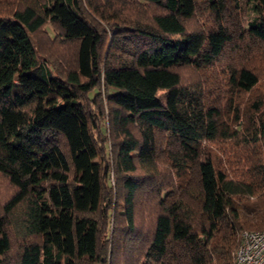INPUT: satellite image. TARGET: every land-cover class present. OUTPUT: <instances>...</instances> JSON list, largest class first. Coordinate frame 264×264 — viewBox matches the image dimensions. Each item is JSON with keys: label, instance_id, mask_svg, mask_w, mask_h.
<instances>
[{"label": "trees", "instance_id": "16d2710c", "mask_svg": "<svg viewBox=\"0 0 264 264\" xmlns=\"http://www.w3.org/2000/svg\"><path fill=\"white\" fill-rule=\"evenodd\" d=\"M259 60L264 0H0V264H236Z\"/></svg>", "mask_w": 264, "mask_h": 264}, {"label": "built area", "instance_id": "2783aa9c", "mask_svg": "<svg viewBox=\"0 0 264 264\" xmlns=\"http://www.w3.org/2000/svg\"><path fill=\"white\" fill-rule=\"evenodd\" d=\"M236 264H264V229H245L235 251Z\"/></svg>", "mask_w": 264, "mask_h": 264}, {"label": "rangeland", "instance_id": "374dc122", "mask_svg": "<svg viewBox=\"0 0 264 264\" xmlns=\"http://www.w3.org/2000/svg\"><path fill=\"white\" fill-rule=\"evenodd\" d=\"M253 16H255V15H253V13H251V11H250V9H249V6H246V5H244L243 6V8H242V11H241V18H242V20H243V22L245 21V20H248V19H250V18H252ZM197 20H199L200 22H203V23H205V24H209V21H207V20H205V18H202V17H198L197 18ZM193 25H195V22H191V26L193 27ZM38 37V36H37ZM40 42H41V40H40ZM42 45H44L42 42H41V46ZM56 52V51H55ZM261 52L262 51H259V52H256V54H258V55H260L261 56ZM255 53V52H254ZM226 54H229V52L228 51H226ZM260 62V60L259 61H255V65L257 64L259 67H264V65H263V63H259ZM192 73L191 72H184V79H190V78H192ZM262 91L264 92V78L262 79ZM19 89L18 88H16L15 89V92L16 91H18ZM247 97V96H246ZM245 97V98H246ZM11 191H12V189L8 186V184H7V182L5 181V180H3V179H1L0 178V195H2V196H7V195H9L10 193H11ZM3 198V197H2ZM2 200H4V199H2ZM141 200H142V197H141ZM143 201H145L144 199L142 200V202ZM139 210H140V213H142L141 215L145 218V215L146 214H148V212H149V210H150V208L149 207H147V208H145L144 206H143V204H141V206L139 207ZM148 210V211H147ZM151 219H146V221H147V223H146V226L149 224V221H150Z\"/></svg>", "mask_w": 264, "mask_h": 264}]
</instances>
